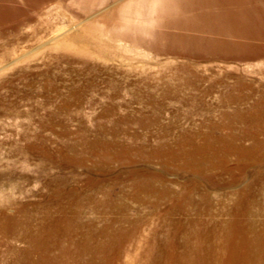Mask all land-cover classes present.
Masks as SVG:
<instances>
[{
	"label": "bare ground",
	"instance_id": "bare-ground-1",
	"mask_svg": "<svg viewBox=\"0 0 264 264\" xmlns=\"http://www.w3.org/2000/svg\"><path fill=\"white\" fill-rule=\"evenodd\" d=\"M0 1H3L0 25L11 29H23L30 22L35 23L34 13L41 5L53 2ZM255 1L242 0V6L248 9H240V0H159L167 9L156 14L152 38L147 32L145 38H137V42L157 55L166 54L175 62L174 69L180 75L173 73L172 78L180 85L193 84V78L203 80L200 70L214 62L226 64L236 59L255 63L264 59V12ZM21 3L27 5L22 6L27 11L22 10ZM31 5L36 8L32 9ZM21 35L18 38H23L19 37ZM233 52L239 53L236 56ZM262 61L253 65V71L264 72ZM42 74L47 77L45 88L63 97L60 110L71 116L76 114L70 105L80 106L85 93L97 87L96 83L85 88L74 84L68 94H62L56 76L50 72ZM130 76L126 74L125 82L134 85L135 80ZM235 77L236 88L228 89V95L230 101L238 103L237 112L223 113L225 123L207 118L199 129H185L178 122L161 123L165 107L160 95L143 90L150 89L164 77L147 73H141L136 81L141 94L134 102L149 111L123 112L121 109L128 105L117 102L122 83L108 78L106 84L113 89V95L105 97L111 102L106 104L103 115L114 119L99 123L95 129L83 127L73 133L68 131L57 112H51V122L62 120L63 134L74 137L73 142L60 143L57 156L50 146V138L37 134L41 139L38 145L31 143L20 147L13 157L18 163H32V155L36 152L40 155L37 175L45 178L50 187L47 202L58 203L63 213L55 216L46 206L44 222L34 228L32 217L22 216L25 204L5 200L7 205H0V251L4 250L0 264H264V223L263 229H254V221L250 218L253 210L244 204L257 194L256 184H261L263 191L259 193L264 195V169L256 174L251 170L252 167L264 168V90L254 87L255 82L264 87V79L258 80L244 69ZM169 92L174 95V91ZM48 95V99L53 98V94ZM249 99H253L254 104L243 110L241 103ZM3 113L7 112L0 109V115ZM132 123L143 129H130ZM176 128L179 132L175 135ZM154 134L155 143L150 141ZM124 136L128 138L124 140ZM232 157H235L234 165ZM153 163H160L161 172L191 173L197 179L187 176L182 191L169 189L163 174L153 170ZM83 164L98 167L100 175L90 167L83 174L76 173V168ZM54 167L59 171H52ZM104 175L112 180V186L101 190L104 199L99 205L103 208L109 205L114 213L121 210L126 214L118 222L123 224L117 226V221L108 216L103 226L97 228L92 218L84 220L85 198L79 183L83 181L87 187L97 188L108 179ZM245 177L250 182L235 193L236 198L227 207L228 221L222 229H210L216 221L215 203L210 195L196 201L193 194L200 189V183L223 187ZM14 178L15 171H0V182ZM126 180L131 181L132 193L119 191L114 194L112 189L117 182ZM142 193L154 199L141 197ZM113 195L116 201L110 199ZM124 196L142 205L148 204L150 212L141 215L143 211L122 202ZM162 201L168 202L166 208H161ZM71 207L74 213L64 214ZM11 209L15 210L10 212ZM190 209L205 214L207 220L176 221L174 215L188 214ZM153 216L160 226L168 229L148 228ZM189 224L193 229H180ZM98 237L106 240L99 241Z\"/></svg>",
	"mask_w": 264,
	"mask_h": 264
},
{
	"label": "rangeland",
	"instance_id": "rangeland-1",
	"mask_svg": "<svg viewBox=\"0 0 264 264\" xmlns=\"http://www.w3.org/2000/svg\"><path fill=\"white\" fill-rule=\"evenodd\" d=\"M240 1L238 5L240 9L242 7L248 9L242 6V0ZM0 2V8H2L3 1ZM255 2L256 6L262 8L264 12V0ZM23 4L27 6L21 3L20 7L23 11H27L28 9H23ZM30 7L36 8L35 5ZM40 7L39 11L34 13L35 23L30 22L23 29H11L6 25H0V80H3L0 82V109L7 112L0 115V171H15V180L0 182V205H7L5 200H15L25 204L22 216H31V226L34 228L44 222L47 215L46 206L55 216L63 213L62 208L58 203L48 204L47 202L46 194L50 187L45 178L37 175L40 170L37 163L40 155L37 152L33 154L32 163L26 161L18 163L13 154L20 147H26L28 144L38 145L41 139L37 134L50 138V146L56 153L60 143L73 142L74 137H65L63 134L65 126L62 127V120L51 122V112H57L66 123L68 131L73 133L79 132L83 127L95 129L99 123L114 119L106 114L103 115L106 104L111 102L105 97L113 95V89L106 84L108 78L122 83L117 94L120 99L117 102L128 105L121 109L123 112L149 111L148 108L134 102L135 98L140 97L141 94L136 81L141 73H147L164 77L160 82L152 84L150 89L143 90L160 95L161 104L165 107L161 123L178 122V125L185 129H199L207 118L222 122L225 119L222 118L223 113L237 112L238 103L230 101L228 89L236 88L234 87L235 76L241 75L242 69L248 70V73L258 80L264 79V72L256 69L253 71V65L260 63L261 60L264 62V59L255 63L231 59L226 64L214 62L208 64L209 67L204 66L205 68L200 70L203 80L193 78L194 82L191 85L177 83L172 78L174 74L180 75L174 69L175 62L169 60L166 54L157 55L137 42V38L144 39L147 32L150 39L152 38V30L157 24L156 14L167 9L159 4V0H53ZM19 34H22L19 37L23 38H18ZM238 53L232 54L237 56ZM25 72L28 74H24ZM44 72H50L56 76L55 81L59 84V88H62L60 89L62 94H68L74 84L85 88L96 83L97 87L91 91L87 88L88 91L80 102V106L70 105V109L76 114L71 116L60 110L63 97L58 96L52 89L45 88L47 77L42 74ZM126 74H130L131 79L135 80L134 85L125 82ZM4 79H8V82L5 83ZM254 87L258 91L264 90L259 82H255ZM169 91H174V95ZM168 92L169 95H167ZM48 94H53V98L48 99ZM182 97L187 100H183ZM253 102V99H249L241 103L242 109H248L254 104ZM129 128L143 129L134 123ZM152 129L156 131L155 127ZM178 132L176 128L175 135ZM155 136L156 134L150 136V141L153 143L156 141ZM127 138L128 136H124V140ZM23 155L24 153L21 154ZM234 163L235 157H232V164ZM152 165L153 170L157 169L155 171L163 174L169 189L175 191H182V186L188 180L187 176L197 179L191 173L182 174L174 170L161 172L160 163ZM87 167L94 169V173L100 175L98 167L86 164L78 166L75 171L83 174ZM252 168L253 174L260 173L264 169ZM52 171L59 170L54 167ZM66 171L69 170L66 169ZM104 178L108 177L104 175ZM247 178H240L223 187L200 183V189L193 194L196 201H201L204 196L210 195L215 203L213 209L216 213V221L210 229H222V225L228 221L230 215H228L227 207L236 198L235 193L247 184L249 181V179L246 180ZM111 182L110 178L103 180L100 183L102 186L97 188L87 187L83 181L79 183L85 198L84 220L88 221L92 218L97 228L103 226L104 219L108 216L117 221V226L123 224L118 222L126 214L125 211L118 210V213H114L115 210H110L109 205H104V208L99 205V202L104 199L101 190L109 189L112 186ZM131 185L129 180L118 181L112 189L113 193L116 194L119 191L132 193ZM255 189L257 194L251 201L248 200L244 204L253 210L250 218L254 221V229H263L264 195L259 193L263 191V187L261 184H256ZM141 197H147L150 200L154 196L142 193ZM121 198L123 203L143 211L141 215L150 212L148 204L142 205L135 202L130 196ZM110 199L116 201L117 197L113 195ZM66 201L67 199L64 203L68 205ZM167 203L162 201L161 208H166ZM12 210L15 209L9 211ZM72 213H74V207L64 214L72 215ZM130 213L135 215L134 211ZM174 218L182 222L187 219L206 221L208 217L195 209H190L188 214H176ZM151 220L148 228L168 229L159 225L156 216H153ZM180 229L193 228L189 224L186 228ZM98 240L103 241L106 238L98 237ZM3 252L2 249L0 255Z\"/></svg>",
	"mask_w": 264,
	"mask_h": 264
}]
</instances>
